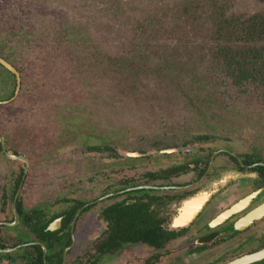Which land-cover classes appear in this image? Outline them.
I'll list each match as a JSON object with an SVG mask.
<instances>
[{"label": "flooded vegetation", "instance_id": "flooded-vegetation-1", "mask_svg": "<svg viewBox=\"0 0 264 264\" xmlns=\"http://www.w3.org/2000/svg\"><path fill=\"white\" fill-rule=\"evenodd\" d=\"M10 39L13 40L9 37L5 42L0 38V58L18 73L17 77L15 72L0 63V109H4L0 115L4 117L8 112L9 116V120L0 119V264H48V256L59 259V247L66 243L60 255V264L66 250V264H168L171 259L183 264H204L199 262L203 254L210 256V262L206 264H229L242 256L264 251L262 134L242 143L236 138L238 134H223L214 124L209 123L198 130L193 125L175 126L173 131L162 128L161 134L171 135V139L162 140L165 145L158 146L159 140H144L150 144L148 150H132L123 155V147L112 146L104 137L87 134L86 127L80 132L71 127L62 133L72 136L61 137L78 140L89 152L108 151L109 157L104 158L103 164L94 162L89 170L85 161L80 164L83 158L79 153H84V149L79 151L74 145L71 148L73 154L67 156L59 148L39 145V174L49 177L40 178V186L33 189L30 183L31 153H35L36 149L31 150L27 127L12 122L18 121L19 116L10 109L15 98L28 85L24 79L27 66L19 60L21 52H15ZM29 84L33 86L30 80ZM259 119L264 122L263 117L255 120ZM61 137V144L56 147L67 145ZM132 137L145 138L129 134L117 136L116 141H136ZM181 148L188 150L172 151ZM226 168H236L247 177L241 179L242 182L231 178L229 185L211 195L186 228L169 229L167 225L175 215L173 205L193 196L209 179ZM85 176H88V184L101 188L91 192L88 198H79V191L73 186L82 184L78 178ZM245 198H248L246 205L236 206ZM143 204H147V208L141 211V217L139 207ZM97 205L100 208L96 216L86 213ZM124 209L130 214L128 219L120 221L124 232L110 233L112 224L118 229L120 227L116 224L118 219H111L109 215L119 210L125 216ZM133 211L138 214L137 217ZM213 221L216 223L211 225ZM132 225L144 231L159 229L160 233L168 229L173 235L155 233L149 238L142 231L130 234L127 227ZM238 227L241 229L238 230ZM72 228L75 231L74 243ZM78 229L80 236L93 231L97 234L78 239ZM145 239H151V245L143 243ZM156 244H162L164 248L156 247ZM49 245L56 252L50 253ZM138 245L152 250L149 258L143 256ZM125 250L129 258L135 251L134 257L127 260ZM248 264H264V257Z\"/></svg>", "mask_w": 264, "mask_h": 264}, {"label": "rangeland", "instance_id": "rangeland-1", "mask_svg": "<svg viewBox=\"0 0 264 264\" xmlns=\"http://www.w3.org/2000/svg\"><path fill=\"white\" fill-rule=\"evenodd\" d=\"M81 1L0 0V38L5 39V42L9 40V37L13 39H10L12 41L10 44L13 43L15 46V52H21L22 57L19 60L25 62L27 66L24 79L28 85H30L29 80L33 82V86L29 90H27L28 87L24 88L23 93L15 98L14 105L10 107L14 114L19 116L18 121H12V119L10 121L17 126L27 127L31 150L36 149L35 153H31L33 164L30 171V183L33 189L38 188L40 178H46L39 174V171L41 172L39 159H37L39 145L50 149L59 148L63 155L67 156L73 154L71 148L76 145L79 151L84 149V153H79L83 158L80 164L82 165L85 161L89 170L92 169L94 162L103 164L104 158L109 157L110 152L108 151L89 152L82 144H79L78 140L66 139L72 134L69 136L70 133L63 134L62 132L71 128L76 116L79 118V125L86 127L87 134L90 133L98 138L104 137L109 140V144L112 143V146L123 147V155L132 150L135 152L140 149L141 151L148 150L150 146L146 142L148 140H159L160 145L158 146L165 145L162 140L171 139V135L162 133L164 135L161 136L162 128L173 131L175 126L182 125H193L196 126L195 130H198L206 125L205 122H208L220 128L223 134L231 132L234 135L238 134L239 138H236L242 143L243 140H249L251 137L258 138L259 134L264 136L263 120H255L262 117L264 119V107L260 103L250 102L248 98L253 97V94L249 91L248 93L244 90L242 92L241 88L229 82H222V77L215 75L217 70L213 68L208 48L200 51L193 42L202 39L207 31L211 32L203 18H200L202 19L201 26L197 27L195 22L185 21L190 20L189 17L179 13L173 18L172 23H167V25L165 23L163 36L156 35L153 39L155 35H151L149 39H146L145 35L141 37L140 31L137 30L138 22L132 24L134 16L138 14L131 8L128 0H123L124 6L119 10L115 8L116 0H87V4ZM231 3L234 9L242 12H254L264 8V0H232ZM149 12L150 10L146 12V16ZM92 15H96L101 27L88 30L87 37L91 39L89 53L95 61L97 58L100 59L97 60L94 68H91V65L82 68L83 74H88L87 76L79 75L76 78L73 71L78 73L79 65L73 60V56L71 57L69 48L73 39L64 31L68 30L70 33L73 30L71 28L73 24L82 25L83 22H88ZM203 23L207 27H204ZM186 24L188 26L185 30ZM68 25L70 29H63ZM180 26L183 27L180 28ZM181 32L183 39L179 40ZM184 32L188 34V37L184 38ZM25 35L30 38L26 39ZM165 41H167L168 48L162 44ZM123 56L137 59L138 63L149 62L152 67L156 68L160 63L164 64L166 58L170 62L175 56L177 63H181L182 67L179 69H182L184 82L188 83L194 78V85L201 87L195 90H201L202 95L207 99L209 95H212L215 101L213 98L210 102L209 100H198L197 95L187 100L185 93L174 86V82H179L177 78L154 73V69L150 70L152 67H148L149 70L140 74L151 76L150 80L155 83L150 85L149 89L142 87L139 91L138 89L132 91L114 74L120 73L118 68L121 70V67L118 61ZM186 62L189 65H186ZM168 64L165 65L168 66ZM223 88L227 90L223 91ZM167 92L171 94L175 92L182 96V99L179 100V97L173 99L172 96L165 97ZM63 103L68 107L72 106L73 109L60 110L59 104L62 106ZM225 107L228 108L225 109ZM3 111L4 109H0V112ZM7 115L8 112L4 117L0 115V119L9 120ZM230 127L233 129L231 130ZM149 133L155 135H149ZM129 134L145 136V138L132 137L131 139H136L134 142L116 141L117 136ZM61 135L67 137H61ZM60 137L63 142H67L65 147H56L61 144ZM73 142L78 144H68ZM164 157H172V155H164ZM87 177L78 178L82 184L78 183L73 186V189L77 188L79 191L77 193L79 198H88L91 192L101 188V186L92 187L88 184ZM59 178L60 176L56 177V179ZM48 186L47 188H50ZM99 208L100 205H97L86 213L96 216ZM81 227L80 222L79 228ZM96 234L97 232L93 231L80 236L78 229L77 238L85 237L86 239ZM77 242L80 243L79 240ZM138 249L145 258H149L152 253V250L150 251L143 245H138ZM134 252L131 253V258L134 257ZM125 253L128 260L129 253L126 250ZM201 258L200 263L210 262L209 254H203ZM171 261L168 264H183L175 259Z\"/></svg>", "mask_w": 264, "mask_h": 264}, {"label": "trees", "instance_id": "trees-1", "mask_svg": "<svg viewBox=\"0 0 264 264\" xmlns=\"http://www.w3.org/2000/svg\"><path fill=\"white\" fill-rule=\"evenodd\" d=\"M86 1L87 0H82L81 3L87 4ZM116 1L117 3L115 4V8L119 10V8H122L124 6V4H122L123 0ZM128 2L130 3V6H132L131 8L138 14L134 16L132 24L138 22L137 30L140 31L141 37L145 35L146 39H149L151 35H155L153 39L156 38V35L160 37L163 36L167 23H172L173 18H175V16L179 13L183 16L189 17L190 20L185 21L195 22L197 27L201 26L200 22L202 21V19L200 20V18H203L211 32L207 31V33L202 36V39L195 40L193 42L200 51L205 49L206 47L208 48V53L210 52V60L211 62H213V68L215 71L217 70L215 75L221 76L223 79L221 80L222 82H229L235 87L237 86L238 88H241L242 92L246 91L248 93L249 91L250 94H253V97L248 98L250 102L260 103L264 107V8L254 12L237 11L233 8V3H231L232 0H197L196 2L194 0H179V3H177V0H128ZM91 5L94 4L91 3ZM109 7L111 8V6ZM149 10L150 12L146 16V12ZM204 23L203 26L205 27L206 24ZM187 26L188 25L186 24L185 30L187 29ZM69 27L70 25L63 29H67ZM97 27H101L100 21L97 20L96 15H92L90 20L88 22H83L82 25L73 24V26L71 27L73 28V30L70 33L68 30L64 31L65 33H68L67 35H69L73 39L70 42L71 44L69 48L71 50V57L73 56V60L77 61L79 65V68L77 70L78 73H75L73 71V74H75L76 78L79 75L87 76L88 74H83L82 68L84 66L87 68L90 65L91 68H94L97 64V60L100 59L97 58L95 61L92 56H90L89 41L91 39L89 38V36L87 37L88 30H91L92 28L96 29ZM182 27L183 26H180V28ZM179 33L180 32H178V34ZM183 36L184 38H186L188 37V34L184 32ZM181 39H183L182 32L181 37H179V40ZM162 44H164L168 48L167 41ZM156 45H158V43ZM194 49H196L195 46ZM198 57L200 58L201 56L199 55ZM172 59L173 60L169 62L168 58H166L164 60L165 63H160L158 68H156L152 67L149 62L138 63L137 59L127 58L123 56L122 59L118 61L120 62L119 67H121V70L118 68V71H120V73L116 74L113 71L112 72L115 74V77L121 79L122 82H125V84L128 85L132 89V91H135L136 89H138L139 91L142 87H144V89H149L150 85L155 83L150 80L151 76L149 77L147 75L140 74L145 73V70H149V68L152 67V69L150 70L154 69V73H157L159 75H169L177 78L179 82H174V86H177L182 93H185V98H187V100L192 99L191 97H195V95H197L198 100H209L210 102L213 98V100L215 101V98L212 95H209L207 99L206 96L204 97V95H202L201 90H195V88L201 87H198V85H194V78H192V81H189L188 83L184 82V78H182L181 74L182 69H179L180 67H182L181 63H177L178 61L176 60L175 56H173ZM89 60L91 61L89 62ZM91 62L93 63L91 64ZM165 64H168V66H166ZM186 65H189V63L186 62ZM97 66L99 67V65ZM164 67H166L167 70L166 68L165 70H163ZM165 72L167 74H165ZM217 84H220V82H217ZM27 87V90H29L32 86L27 85ZM223 89V91L227 90L226 88ZM168 94H170V96H167ZM164 96H172L173 99L179 97V100L182 99V96L175 92H172V94L167 92ZM59 108L62 111L68 108L73 109L72 106L68 107L66 104L64 105V103L62 104V106H60L59 104ZM227 108L228 107H225V109ZM206 125L210 124L207 123ZM71 127L72 129H74V131L77 132L83 131L85 129L84 126L79 125L78 116L73 119ZM143 205L146 206L147 204ZM143 205L139 207L141 217V211H146L147 208V206L144 207ZM131 209L135 210V208ZM124 212L125 216L122 215L123 211L119 210H114L113 213L109 215L111 219H118L116 220V224H118L120 227L118 229L112 224V230L110 233L118 231L124 232L121 230L120 221L124 218L128 219L127 215H130L127 214L129 213V210L127 211V209H124ZM133 214L136 215V212H134ZM143 214L145 215V213ZM134 216L132 217V219L135 221L136 217L134 219ZM127 228H130V234L134 233L135 231H142L143 234L146 233V236H148L149 238L155 235V233L160 234V236H168V234L173 235L172 233H170V231H168V229H163L162 233H160L159 229H156L153 232L151 230L144 231V229L138 230L133 225ZM143 234L140 236V238L143 237ZM48 235L50 236L51 233L49 232ZM150 241L151 239H145L143 243L151 245ZM66 245L67 243L59 247L60 250L57 254L59 259L56 260L54 257L52 259L51 256H48V264L61 263L60 255L63 251V247ZM49 247L50 253L53 254L54 252H56L54 250L52 251L53 246L49 245ZM156 247L164 248V245L156 244ZM52 260L53 263H51Z\"/></svg>", "mask_w": 264, "mask_h": 264}, {"label": "water", "instance_id": "water-1", "mask_svg": "<svg viewBox=\"0 0 264 264\" xmlns=\"http://www.w3.org/2000/svg\"><path fill=\"white\" fill-rule=\"evenodd\" d=\"M0 63L6 66L12 72H15L18 77V73L12 67V65H10L8 62H6L2 58H0ZM186 150H188V148L187 149L181 148L179 150L174 149L172 151L176 152V151H186ZM246 177L247 176L245 175L243 171H240L236 168L222 169L217 176H213L211 179H209V181L201 188L200 191L195 193L193 196H190L186 199L179 201L177 205L175 206L173 205L175 215L173 218L170 219L167 225L168 228L171 230H177L179 228H186L187 225L190 223V221H192V219L195 217V214L202 209V207L205 205V203L208 201V199L211 197L212 194L218 192V190H220L223 186H226V184L229 185L230 183H228V181L231 180V178L240 181L241 179L246 178ZM246 199L248 198H245V200L243 199L242 201H239L236 204V206L240 208L242 207V205H246L247 203ZM183 213H185V216H182ZM215 223L216 222L213 221L211 225H214ZM239 228L240 227H238L237 229L240 230L241 228L240 229ZM74 233H75L74 228H72V243L75 242ZM66 254H67V250L64 252L62 264H66ZM263 257H264V251L258 254H254V255L242 256V258L235 260L229 264H248L249 262H253ZM45 262H46V255H45Z\"/></svg>", "mask_w": 264, "mask_h": 264}, {"label": "bare ground", "instance_id": "bare-ground-1", "mask_svg": "<svg viewBox=\"0 0 264 264\" xmlns=\"http://www.w3.org/2000/svg\"><path fill=\"white\" fill-rule=\"evenodd\" d=\"M182 216H185V213H183ZM180 219H181V218H180Z\"/></svg>", "mask_w": 264, "mask_h": 264}, {"label": "crops", "instance_id": "crops-1", "mask_svg": "<svg viewBox=\"0 0 264 264\" xmlns=\"http://www.w3.org/2000/svg\"><path fill=\"white\" fill-rule=\"evenodd\" d=\"M185 218V217H184Z\"/></svg>", "mask_w": 264, "mask_h": 264}]
</instances>
